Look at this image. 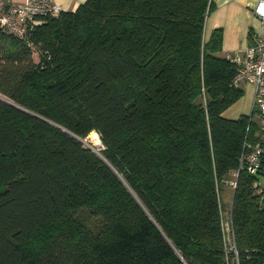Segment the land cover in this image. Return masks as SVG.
Instances as JSON below:
<instances>
[{
  "label": "trees",
  "instance_id": "16d2710c",
  "mask_svg": "<svg viewBox=\"0 0 264 264\" xmlns=\"http://www.w3.org/2000/svg\"><path fill=\"white\" fill-rule=\"evenodd\" d=\"M214 5L84 0L29 40L0 29V264H236L227 231L262 264L264 139L223 115L242 89L222 28L204 38Z\"/></svg>",
  "mask_w": 264,
  "mask_h": 264
},
{
  "label": "built area",
  "instance_id": "2783aa9c",
  "mask_svg": "<svg viewBox=\"0 0 264 264\" xmlns=\"http://www.w3.org/2000/svg\"><path fill=\"white\" fill-rule=\"evenodd\" d=\"M61 11V7L55 0H0V29L29 40L35 26L48 16H58ZM253 14L259 21V27L253 31L251 39L244 47L227 53L226 57L236 66L233 85L239 86L240 83L245 82L253 87L252 110H257L258 126L261 130L260 138L264 139V0L257 1ZM250 119H252V114H250ZM260 152V141H257L241 158V161H246L248 172L258 171ZM259 184L258 181L253 183L254 186H259ZM225 226L228 230V221L225 222ZM228 249L234 252V258L238 264L233 235L229 240Z\"/></svg>",
  "mask_w": 264,
  "mask_h": 264
},
{
  "label": "crops",
  "instance_id": "0c3cea01",
  "mask_svg": "<svg viewBox=\"0 0 264 264\" xmlns=\"http://www.w3.org/2000/svg\"><path fill=\"white\" fill-rule=\"evenodd\" d=\"M84 0H55L62 10H74ZM216 8L211 16L213 20L210 27L204 31L206 39L212 27L222 26V51L223 55L244 47L251 34L259 27V21L253 14V8L258 0H213ZM231 25V28H229ZM252 86V85H251ZM253 89V87H251Z\"/></svg>",
  "mask_w": 264,
  "mask_h": 264
},
{
  "label": "rangeland",
  "instance_id": "374dc122",
  "mask_svg": "<svg viewBox=\"0 0 264 264\" xmlns=\"http://www.w3.org/2000/svg\"><path fill=\"white\" fill-rule=\"evenodd\" d=\"M215 8H216V4L214 5V8L212 9V11L209 13V15L207 16V18L205 20V24H204V31L205 32L208 29V26L210 27V22L213 20V18L210 17V16H211V14H212V12L214 11ZM216 27H221L222 28V26H216ZM213 28H215V27H212L211 30ZM229 28H231V25H229ZM211 30H210V32H211ZM222 31H223V28H222ZM239 87H241V89H242V95L237 101L232 103L230 106H228L224 110L223 115L225 117L236 118L240 114H246V115H249V116L251 114V111H252V100H253V89L251 88L252 86L249 83L243 82V83H240ZM252 120L254 122H256V123L259 122V116H258V113L256 111H253ZM91 134L92 135L88 136L89 140L92 141L94 139V138H92V136H94L95 138L98 137L99 139L97 138V140H98L99 144L96 145L94 141L90 144L89 141L87 140V138L84 139V142L88 143L89 146H91L94 151L95 150L99 151L100 149L103 148L101 140H100V136L98 135L97 132H96L97 136H95L94 133H91ZM259 180L261 182V186L264 187V176L261 175ZM231 184H232V181H229L227 183V185H225L223 193H222L223 201L225 203V209L223 210V215H224L223 217H224L225 220L228 218L227 209H228V205H229V201H230V197H231V190H232L231 189ZM226 238H227V241L229 243V240H231V236H230V232H228V231L226 233ZM229 264H233L232 261H230Z\"/></svg>",
  "mask_w": 264,
  "mask_h": 264
},
{
  "label": "bare ground",
  "instance_id": "6f19581e",
  "mask_svg": "<svg viewBox=\"0 0 264 264\" xmlns=\"http://www.w3.org/2000/svg\"><path fill=\"white\" fill-rule=\"evenodd\" d=\"M91 133H94V132L92 131ZM91 135H92V134H91ZM94 135L97 136V134H95V133H94ZM90 138H91V137H90ZM92 138H94V139H93V140L91 139L92 141H90V140H89V141H90L91 143L94 141L95 144L98 145V144H99V143H98V140H97L98 137L95 138L94 136H92ZM88 139H89V137H88ZM98 139H99V138H98Z\"/></svg>",
  "mask_w": 264,
  "mask_h": 264
},
{
  "label": "water",
  "instance_id": "95a60500",
  "mask_svg": "<svg viewBox=\"0 0 264 264\" xmlns=\"http://www.w3.org/2000/svg\"><path fill=\"white\" fill-rule=\"evenodd\" d=\"M2 99H4L3 97H1ZM4 100H6V99H4ZM91 147V146H90ZM92 148V147H91ZM96 151V150H95ZM98 154H100V152L97 150L96 151ZM262 264H264V257H263V260H262Z\"/></svg>",
  "mask_w": 264,
  "mask_h": 264
}]
</instances>
